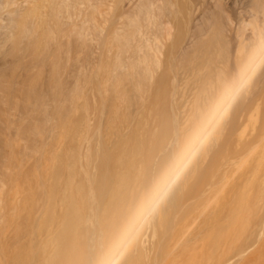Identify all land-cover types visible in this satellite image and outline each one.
Returning a JSON list of instances; mask_svg holds the SVG:
<instances>
[{
  "label": "bare ground",
  "instance_id": "obj_1",
  "mask_svg": "<svg viewBox=\"0 0 264 264\" xmlns=\"http://www.w3.org/2000/svg\"><path fill=\"white\" fill-rule=\"evenodd\" d=\"M0 48V223L9 203L14 253L26 221L28 239L53 259L84 255L77 247L89 244L83 264H126L171 232L177 255L196 248L210 264L258 254L264 0H0ZM65 78L130 82L144 88L143 101L154 83L172 85L180 98L194 83L201 88L192 113H138L140 129L121 141L122 152L113 144L109 155L90 130L82 177L70 168L65 192L46 194L34 211L22 197L32 188L30 169L48 164L50 113L67 104L72 113L90 111L83 90L62 99Z\"/></svg>",
  "mask_w": 264,
  "mask_h": 264
},
{
  "label": "rangeland",
  "instance_id": "obj_2",
  "mask_svg": "<svg viewBox=\"0 0 264 264\" xmlns=\"http://www.w3.org/2000/svg\"><path fill=\"white\" fill-rule=\"evenodd\" d=\"M84 54H87L86 50H83L80 57ZM24 63L23 59L18 60L14 67L15 74L21 73ZM166 67L167 65H163L162 69H166ZM70 83L69 78H65L64 82L59 83V88L63 92L62 99H66V94L73 88L83 90L82 104L84 107L87 104V108L91 113L90 111L89 113H72L69 111L71 109H69L70 106L68 107L67 103H65L67 105L60 113H50L48 152L46 156L48 164L45 166L43 162L30 169L27 179L32 188L27 190L22 197V201L27 203V207L34 211L44 209L46 194L52 193L54 198L58 199V196L65 192L63 187L67 185L66 178L71 175L70 168H73L76 179L82 177L80 172L83 168L81 165L82 160L86 159L93 149L91 143L88 144L90 130L97 133L102 149L109 155L110 147L113 144L122 152L121 141L125 139L127 143H130L129 132L140 129L141 115L137 117L138 113H192V103L197 102L199 94L194 95V89L197 87V90H200L201 88L194 83L196 87L189 86L183 97L180 98L179 91L176 88L174 89L172 85L154 83L151 85V95L146 101H143L141 96H146L144 88L140 86L137 92L135 86L130 82L119 84L112 82L106 87L100 81H90L78 85ZM49 87L52 99L55 94V84L53 85L51 82ZM182 88L185 89V87ZM157 93L163 94L158 96ZM4 109L5 106L1 105L0 113H3ZM247 109L246 113H252L250 105ZM50 161L53 165L49 164ZM107 171L110 177V164ZM192 196L193 194L190 197L186 195L185 198L190 199ZM7 198L9 199V196ZM8 199H6L7 203L9 202ZM7 205V208L11 207L9 203ZM6 207L3 210L8 213H3L4 211L1 213L2 217L5 214L6 222L0 223V264H83L85 260L87 262L88 258L92 257V247L89 244H79L76 251L84 252L86 257L75 253L67 258L61 257L59 259L56 257L57 259H53L49 255L43 254L39 243L36 241L31 242L28 239L27 229H25L26 221L22 222L21 238L15 246L14 253V238H12L15 230L12 222L14 221V213L11 209H9V213ZM19 209L24 208L19 207ZM186 209L189 210V207ZM27 219L24 218V220ZM172 235L171 232L169 239L163 243H157V241L146 243L141 251L134 252L133 256L126 261V264H210V258L208 260L207 255H200L196 248L192 249L188 256L177 255L180 251L177 253L178 249H173L172 242L175 243L178 236L174 234L173 237ZM158 239L162 240L161 237ZM256 249L258 251L256 256L254 254L241 258L234 264H264V242L259 243ZM182 252L185 253L184 250ZM230 262L228 259L229 264Z\"/></svg>",
  "mask_w": 264,
  "mask_h": 264
}]
</instances>
